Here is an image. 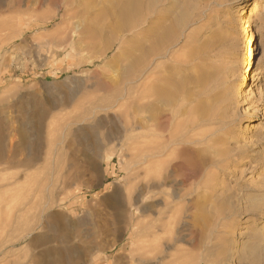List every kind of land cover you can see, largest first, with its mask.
<instances>
[{
	"label": "rangeland",
	"instance_id": "374dc122",
	"mask_svg": "<svg viewBox=\"0 0 264 264\" xmlns=\"http://www.w3.org/2000/svg\"><path fill=\"white\" fill-rule=\"evenodd\" d=\"M127 1L0 0V264L154 259L128 193L156 150L169 252L264 264V0H141L132 26Z\"/></svg>",
	"mask_w": 264,
	"mask_h": 264
},
{
	"label": "bare ground",
	"instance_id": "6f19581e",
	"mask_svg": "<svg viewBox=\"0 0 264 264\" xmlns=\"http://www.w3.org/2000/svg\"><path fill=\"white\" fill-rule=\"evenodd\" d=\"M247 5H248L247 3L242 5V7H241L242 8L241 9L242 15L247 14L246 13V11H247L246 9L248 8V7H246ZM141 12H142L141 0H128L124 5L121 4L120 11L118 13H119L120 21L122 24H123V22H127L132 26L133 20ZM244 19H246V21H244V22H246V25L244 27H242L241 30H242V33H249L248 36H246V42L250 43L252 40L253 43L250 46V48L253 49V46L255 43V38H254V35L252 34V23L248 17H245ZM247 46L249 47V45H247ZM102 55H104V53ZM102 55H100V56H102ZM248 64H250V62ZM246 66H247V63H246ZM263 73H264L263 69H261L258 72V74H263ZM243 75H244V78L242 80H245L246 78L249 79L250 78V70L248 72H245ZM54 106L56 107V105H54ZM102 107L100 105V106H96L95 108L96 109L106 108V107H104V108H102ZM52 109H53V105H50L46 110L47 113H49ZM94 109H92V111ZM125 131H126V129H125ZM162 155H163V153L160 150H156L153 152V159H155V161H154L155 163L153 162L154 164H152V165H154V168H153V172H151L152 176L149 180V184L146 187H144L142 185H138L134 189L132 195L128 193V196L130 198V203L132 201L130 206H135V208L137 207L138 210L142 214H144L145 212H149V211L151 212V210L155 212V216L153 217V219L150 220L149 225L147 226L148 228L147 229L143 228L141 236L139 237V239L137 241L141 245H145L146 247H149L150 249H148V251L149 252L153 251L155 254H156L155 251H157L160 246L164 247L163 251L157 252L158 253V255L156 254L157 256L154 255V259H153V257L151 258L152 260H150L151 255L148 257L149 260H146L148 258L145 256V253L148 251H145V253H144V250H143L140 253L144 254L143 256H145V257H143L141 255L140 259H142V257H143V259L144 258H146V259L145 260L142 259L140 261L137 259L138 261L136 264H184L188 260V258L186 257V254H185V252H183V250H177L176 249V250H174L175 253L169 252V249L171 248L170 244L167 242H164L159 237L160 234H164V233L168 232L172 226L171 219H172L173 211H172V205L171 204L173 202H175L176 200L180 201V199L183 197V194H181V191L183 190V187H182L183 182L179 181L177 178L173 177V169L172 168L168 169L166 167V169L163 172H161V170L159 168L161 166L158 164V162H159L158 159L160 157H162ZM11 157H14V156H11ZM14 159H15V157H14ZM29 159H31V158L29 157ZM19 162H21V161H19ZM27 163L29 164L30 162H27ZM125 193L126 192L124 190L123 193L120 192V195L118 196L119 200H120V204H123V197H124V195L126 196ZM186 195H184V196H186ZM124 199H125V197H124ZM160 205H162V207H160ZM155 208H157V209H155ZM178 220H179V218H178ZM178 223H180V226H179V228H180L183 223L180 221H178ZM176 226H177V222H174V226H172V227L177 228ZM169 232H170V234L173 233L172 230ZM175 233H176V231H175ZM179 236H181V235H179ZM175 240H178L176 236H175ZM139 248H143V246L142 247L140 246ZM139 254H138V256H140ZM164 258H167V259H164ZM144 262H146V263H144Z\"/></svg>",
	"mask_w": 264,
	"mask_h": 264
}]
</instances>
